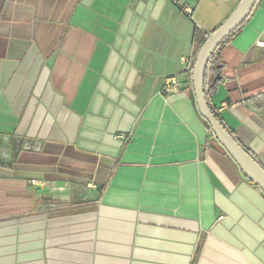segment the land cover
Instances as JSON below:
<instances>
[{
    "label": "crops",
    "instance_id": "0c3cea01",
    "mask_svg": "<svg viewBox=\"0 0 264 264\" xmlns=\"http://www.w3.org/2000/svg\"><path fill=\"white\" fill-rule=\"evenodd\" d=\"M240 2L0 0V264H264V193L185 68ZM206 96L264 168V0Z\"/></svg>",
    "mask_w": 264,
    "mask_h": 264
},
{
    "label": "water",
    "instance_id": "95a60500",
    "mask_svg": "<svg viewBox=\"0 0 264 264\" xmlns=\"http://www.w3.org/2000/svg\"><path fill=\"white\" fill-rule=\"evenodd\" d=\"M259 0H241L227 21L212 33L197 54L193 69L192 102L209 124L218 144L238 165L247 179L264 193V169L237 143L214 115L206 98V75L209 64L223 42L234 34L251 16Z\"/></svg>",
    "mask_w": 264,
    "mask_h": 264
},
{
    "label": "trees",
    "instance_id": "16d2710c",
    "mask_svg": "<svg viewBox=\"0 0 264 264\" xmlns=\"http://www.w3.org/2000/svg\"><path fill=\"white\" fill-rule=\"evenodd\" d=\"M239 30V29H238ZM237 30V31H238ZM236 31V32H237ZM235 32V33H236ZM234 33V34H235ZM234 34H232L228 39H226L224 42H223V44L227 41V40H229ZM208 36L207 35H199V32H197V34H196V41H195V57L197 56V54H198V52L200 51V49H201V47L205 44V42L208 40ZM222 44V45H223ZM221 45V46H222ZM220 46V47H221ZM211 63V62H210ZM210 65V64H209ZM207 74H208V71H207ZM206 81H207V75H206ZM205 90H206V84H205ZM206 98H207V96H206ZM213 111V110H212ZM214 113V115L216 116V118L221 122V119L219 118V116L215 113V112H213ZM203 121H204V123L207 125V127L210 129V126H209V124L203 119ZM221 124H222V122H221ZM223 125V124H222ZM225 128V127H224ZM226 129V128H225ZM211 130V129H210ZM227 130V129H226ZM212 131V130H211ZM228 131V130H227ZM228 133L237 141V143L257 162V160L255 159V157L245 148V147H243L242 145H241V143L238 141V139L235 137V135H234V133H232V132H230V131H228ZM221 147V146H220ZM221 149H223L222 147H221ZM224 150V149H223ZM258 163V162H257ZM259 164V163H258ZM263 168V167H262ZM264 169V168H263Z\"/></svg>",
    "mask_w": 264,
    "mask_h": 264
},
{
    "label": "built area",
    "instance_id": "2783aa9c",
    "mask_svg": "<svg viewBox=\"0 0 264 264\" xmlns=\"http://www.w3.org/2000/svg\"><path fill=\"white\" fill-rule=\"evenodd\" d=\"M176 1V0H174ZM185 68L188 70V71H193L194 69V62H191V61H185ZM178 88H179V83L176 81V79H169L167 81V92H170V93H175L178 91Z\"/></svg>",
    "mask_w": 264,
    "mask_h": 264
},
{
    "label": "rangeland",
    "instance_id": "374dc122",
    "mask_svg": "<svg viewBox=\"0 0 264 264\" xmlns=\"http://www.w3.org/2000/svg\"><path fill=\"white\" fill-rule=\"evenodd\" d=\"M262 114L264 115V110L262 111Z\"/></svg>",
    "mask_w": 264,
    "mask_h": 264
}]
</instances>
